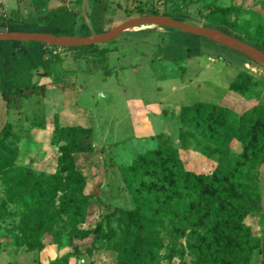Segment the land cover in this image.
Segmentation results:
<instances>
[{"label": "rangeland", "instance_id": "374dc122", "mask_svg": "<svg viewBox=\"0 0 264 264\" xmlns=\"http://www.w3.org/2000/svg\"><path fill=\"white\" fill-rule=\"evenodd\" d=\"M217 7L229 11L212 15ZM154 11L192 26L232 24L244 34L241 39L249 36L264 43V0H0V32L82 38ZM218 28L231 33L227 26ZM40 86L44 89L23 98L19 108L4 101L9 91ZM189 106H196L201 119L190 115V125H185L180 112ZM212 106L223 108L220 120H207ZM253 110L262 114L253 115ZM240 127L256 151L264 133V68L206 38L144 26L107 43L70 50L0 41V133L5 128L11 133L6 147L16 154L15 166L64 180L68 173L62 152L69 137L58 130L92 131L94 146L91 153H70L86 180L84 194L91 197L85 221L75 229L59 225L37 236L42 250L30 247L36 236L26 242L23 227L28 221L8 199L0 173V264H119L120 253L129 261L134 244L130 212L136 202L123 169L140 201L156 208L157 200L169 198L181 186L176 176L158 173L151 159V154L162 157L171 150L187 172L206 178L208 194L232 188L244 201L260 200L262 211L245 223L264 249V162L248 169L237 157L244 151L236 138ZM229 171L238 176H224ZM179 196L165 207L191 220L183 231L171 228L168 220L143 215L151 230L145 245L151 248L152 264H200L193 251L198 242L204 252L230 262L221 240L232 243L236 236L225 232L229 222L215 213L228 203H198L187 194ZM257 258L255 253L250 264H258Z\"/></svg>", "mask_w": 264, "mask_h": 264}, {"label": "trees", "instance_id": "16d2710c", "mask_svg": "<svg viewBox=\"0 0 264 264\" xmlns=\"http://www.w3.org/2000/svg\"><path fill=\"white\" fill-rule=\"evenodd\" d=\"M98 1V0H97ZM228 9L217 7L210 12L212 15L228 12ZM146 15H166L154 11L152 13H142L139 16ZM43 19V18H40ZM45 19V18H44ZM214 26L204 25V27L214 28L226 34H229L237 39H240L264 53V43L252 40L249 36H245L247 40L241 39L243 33L237 31L232 25L225 22H213ZM219 25L227 26L229 31H223L218 28ZM70 50V48H69ZM190 57V55H189ZM44 86L20 88L16 92L9 91L3 94L4 101L8 107H20L23 98H29L31 95L40 93ZM207 106V105H206ZM196 106L183 107L180 112L181 119L185 125H190L188 120L190 115H195V118L200 120V116L195 111ZM224 110L221 107L212 106L207 114V120L218 118ZM262 114L259 110H253V115ZM258 116L255 117V125L257 124ZM57 131V130H56ZM61 134L68 138L69 146L63 149L62 155L65 160L62 164L66 165L68 176L64 180H59L55 176H47L44 174H37L31 167L21 166L16 167V154L7 149L6 142L11 137V133L7 128L0 133V173H2L1 180L8 188V199L11 203H15L21 210V214L28 225L23 227V236L28 242L36 236L34 242L30 247L32 249H43V243L37 238L46 233L51 232L55 227L62 225L67 229H75L80 223L85 221L86 213L90 207L91 197L85 195L86 180L81 173L75 168L74 159L70 153L80 151L84 153H91L94 151L93 133L92 131H82L71 128L59 129ZM256 131H252V136ZM243 127H240L236 133V138L244 145V151L237 157L248 165V169H253L264 162V133L260 135V140L256 145L255 151L252 149L254 143L252 138H246ZM151 159L155 160L157 165L156 171L163 176H176L181 186L174 189L169 195L170 197H162L157 200L156 208H152L150 204L140 201V193L132 188V182L128 179L123 169V180L127 187L131 189V194L136 202L135 209L130 212V228L134 231V244L131 250L130 260L127 261L122 253L119 254V264H152L151 248L146 249V241L151 237V230L144 221V216L157 220H168L169 226L177 231H183L185 227L191 225V220L185 216H178L176 210L171 211L170 208L165 207L170 204L172 199L179 198L180 193L192 196L198 203L202 202H218L228 203L225 208H218L215 213L220 219L229 222L225 228V232L231 236H236L234 242L228 240H221V250L224 251V256L228 257L230 262L226 263L223 259L216 258L203 251L201 242H198L196 248L193 249L198 255L200 264H250L251 258L256 253L258 255V264H264V249L260 239L255 237L249 226L246 225L245 220L252 214L262 211V204L260 200L247 199L244 201L237 196L233 189L221 191L217 195L209 193V182L203 175H198L193 172H187L176 156L175 150L167 151L162 157L156 154H151ZM61 162V160H60ZM143 168L151 171L154 168L150 165L142 163ZM224 176H238L236 171H229ZM232 178L231 181H233ZM61 194L58 197V194ZM156 200L155 197H151ZM57 212H54L56 209ZM38 209H43L44 212L36 213ZM198 212V211H196ZM112 213L109 208L106 212V222L111 229ZM34 223L33 229H30L31 224ZM195 237H197L195 235ZM67 256L62 258V261L67 260ZM52 264H59L53 262Z\"/></svg>", "mask_w": 264, "mask_h": 264}, {"label": "water", "instance_id": "95a60500", "mask_svg": "<svg viewBox=\"0 0 264 264\" xmlns=\"http://www.w3.org/2000/svg\"><path fill=\"white\" fill-rule=\"evenodd\" d=\"M144 26L166 27L189 35L206 38L214 43L242 53L264 68V53L260 49L220 30L188 25L166 15H146L132 18L102 34L82 38L40 32L7 31L0 32V41L32 42L61 48L90 47L113 41L128 31Z\"/></svg>", "mask_w": 264, "mask_h": 264}, {"label": "crops", "instance_id": "0c3cea01", "mask_svg": "<svg viewBox=\"0 0 264 264\" xmlns=\"http://www.w3.org/2000/svg\"><path fill=\"white\" fill-rule=\"evenodd\" d=\"M44 8V4H43V6H41V10L40 11H42V9ZM32 10V9H31ZM32 12V11H31ZM40 13V12H39ZM40 15H41V13H40ZM40 15H36L37 17H38V19H40V18H44L45 16H40ZM10 30V29H9ZM0 31H2L1 29H0ZM3 31H4V29H3Z\"/></svg>", "mask_w": 264, "mask_h": 264}]
</instances>
